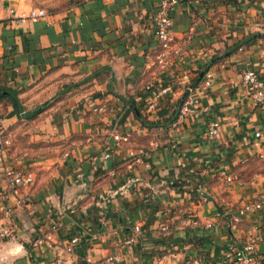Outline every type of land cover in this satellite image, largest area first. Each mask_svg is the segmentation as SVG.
Masks as SVG:
<instances>
[{
    "label": "crops",
    "instance_id": "0c3cea01",
    "mask_svg": "<svg viewBox=\"0 0 264 264\" xmlns=\"http://www.w3.org/2000/svg\"><path fill=\"white\" fill-rule=\"evenodd\" d=\"M159 1L81 0L31 19V0H0V87L20 105L0 100V226L13 227L0 264H241L229 251L249 233L262 240L245 264H264V206L232 222L264 193V102L241 86L247 68L264 82V0H178L166 54ZM188 82L197 117L180 113ZM9 169L32 183L11 192Z\"/></svg>",
    "mask_w": 264,
    "mask_h": 264
},
{
    "label": "built area",
    "instance_id": "2783aa9c",
    "mask_svg": "<svg viewBox=\"0 0 264 264\" xmlns=\"http://www.w3.org/2000/svg\"><path fill=\"white\" fill-rule=\"evenodd\" d=\"M178 0H160L158 4V8L154 15V35L156 39L160 42L162 48L164 49V53L169 50L170 42H171V27L173 24L172 12L175 4ZM12 11V10H10ZM47 10L42 7H35L29 10L27 13V17L31 19H37L46 16ZM23 14H19L21 17ZM163 54V53H162ZM160 54V62L163 60V55ZM205 85L209 86L210 80L212 77V73L209 71L205 72ZM183 79L187 78V74L182 75ZM241 86L246 91L247 95L251 98L252 104L254 106H258L264 102V82L259 77L258 73L252 69L247 68L243 71L241 78ZM170 87L166 86L164 88L159 89L157 93L154 94V97H158L160 94L169 91ZM194 86L188 82L185 87V92L187 93L186 97L183 99L180 113L183 114H191L192 116L197 117L199 115V110L196 105L198 104L197 98L193 95ZM148 108H153L154 103L150 102L147 106ZM95 111L104 112L103 108H95ZM220 124L217 121H210L207 125V136L209 138H213L219 132ZM114 140L116 142L127 141L126 136L114 135ZM254 144H259L260 140L264 138V133L262 129L256 130L254 132ZM8 141L6 139H0V152L4 150L5 145H7ZM6 182L8 188L13 193H17L19 188L23 186H27L32 183V176L30 173L25 170H15L9 169L6 171ZM219 177L225 180L227 183H231L234 181L235 176L233 174H228L224 170L220 171ZM18 203L22 205L28 206L29 209L34 210L35 206L31 201V198L26 195L18 199ZM264 206V193L261 197L256 200L247 202L246 204L239 207L232 216V222L234 224L240 222L242 217L249 212L261 210ZM12 212L11 207H5L3 210V214L6 218L10 217ZM139 226H134L132 230V234L127 239V242L132 243L136 241V238L139 234ZM13 227L10 223H6L0 226V237L7 238L11 237L13 234ZM78 236H73L70 239V244L74 245L78 242ZM262 237L255 236L253 233H249L247 235L246 241L242 246V249H237L235 247L230 248L229 255H234L235 259L239 261L241 264H245L250 262L253 259L252 253L255 251L256 244L258 241H261ZM42 240H38L34 243L40 244ZM71 245L67 247V251H71ZM111 259V258H110ZM113 259H118V256H115ZM57 264H60L62 260L60 258L56 259Z\"/></svg>",
    "mask_w": 264,
    "mask_h": 264
},
{
    "label": "rangeland",
    "instance_id": "374dc122",
    "mask_svg": "<svg viewBox=\"0 0 264 264\" xmlns=\"http://www.w3.org/2000/svg\"><path fill=\"white\" fill-rule=\"evenodd\" d=\"M81 0H31L37 6L45 8L49 12H57L70 8Z\"/></svg>",
    "mask_w": 264,
    "mask_h": 264
},
{
    "label": "trees",
    "instance_id": "16d2710c",
    "mask_svg": "<svg viewBox=\"0 0 264 264\" xmlns=\"http://www.w3.org/2000/svg\"><path fill=\"white\" fill-rule=\"evenodd\" d=\"M198 75H199V73L194 77L193 80H195L198 77ZM191 83L192 82H190V84ZM185 87H186V85H185ZM16 95H17V91L0 87V100L1 99H6L7 101H9L14 106V111H16L17 113H19V111H20V105H19V100H18V98H17ZM184 95L186 96L187 93L185 92ZM133 106H130V107H131V109L133 111H135V113H137V116H138V113L139 112H138V110L134 109Z\"/></svg>",
    "mask_w": 264,
    "mask_h": 264
},
{
    "label": "water",
    "instance_id": "95a60500",
    "mask_svg": "<svg viewBox=\"0 0 264 264\" xmlns=\"http://www.w3.org/2000/svg\"><path fill=\"white\" fill-rule=\"evenodd\" d=\"M182 100L180 101V104H181Z\"/></svg>",
    "mask_w": 264,
    "mask_h": 264
}]
</instances>
